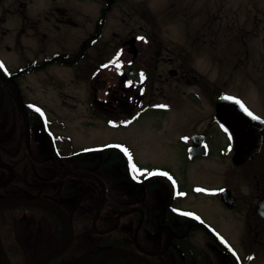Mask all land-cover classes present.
<instances>
[{
	"label": "rangeland",
	"instance_id": "obj_1",
	"mask_svg": "<svg viewBox=\"0 0 264 264\" xmlns=\"http://www.w3.org/2000/svg\"><path fill=\"white\" fill-rule=\"evenodd\" d=\"M98 1L2 0L0 3V62L8 71L39 56L45 64L41 71L29 72L20 80L26 103L42 113L39 123L43 124L36 127L32 136L40 145L47 139L49 144L51 133L64 152L100 149L112 141L123 142L132 148L138 163L170 167L185 186L197 183L213 190L227 183L240 200L253 205V211L257 198L264 193V173H260L264 171V153L256 154L258 157L253 161L240 166L233 161V151L221 158L227 139L219 133L216 137L215 128L209 125L215 124V103L222 95L246 104L251 112L264 118V0H115L114 8L100 22ZM23 2L27 5V24L37 19L38 31L22 25L17 8L23 9ZM69 17L77 25L62 24ZM24 27L27 30L22 33L20 29ZM82 34L92 38L89 58L94 73L86 71L85 63L68 68L44 62L47 55L64 49L75 50ZM133 37L137 38L135 47L130 44ZM124 40L128 43H122ZM117 58L119 68L113 64ZM133 67L139 71L133 81L139 84L137 88L129 87L128 93L133 99L140 96L146 110L131 126L106 128L105 122L96 119L91 110L94 97L109 100L120 96L126 80L124 70L128 74ZM141 73L146 77L143 80ZM91 86L95 88L92 90ZM141 89L143 96L139 95ZM160 104H169L164 108L166 113L154 109ZM117 106H113L118 110L117 116L114 121L109 120L112 126L117 117H123ZM141 109L134 103L131 114ZM0 119V142L11 141L15 127L9 124L8 116L3 114ZM202 131L213 136L212 155L190 164L182 159L186 144L179 138L188 140L185 138L189 135ZM2 180L6 182L5 178ZM203 193L208 191L201 193L202 199L196 194L183 199L181 205L201 213L206 222L227 234L236 247H241L240 222L235 216L226 218L230 214L218 202L219 197H204ZM8 196L0 193V201ZM47 209L53 216L57 215L55 210ZM12 212L18 215L17 234L25 225L28 234L35 232L41 236L43 227L35 221L38 215L40 219L44 216L40 211ZM12 212L5 210L1 214L10 216ZM49 228L45 246L37 239L36 248L31 251L33 246L25 239L22 242L31 252L14 260L2 258L5 249L0 243V264L25 263L26 257L27 264H33L36 257L46 254L47 247L52 248L57 242L56 226ZM62 236L64 247L70 238L69 231ZM84 236L79 238L83 243L78 245H84ZM9 240L8 244H17L15 237ZM243 245L248 246V241ZM61 263L88 264L87 255L76 261L64 259ZM251 264H264V254Z\"/></svg>",
	"mask_w": 264,
	"mask_h": 264
},
{
	"label": "flooded vegetation",
	"instance_id": "obj_2",
	"mask_svg": "<svg viewBox=\"0 0 264 264\" xmlns=\"http://www.w3.org/2000/svg\"><path fill=\"white\" fill-rule=\"evenodd\" d=\"M1 1L2 0H0V3ZM98 2L99 5H101V15L102 12H108V10H112L115 6V0H99ZM22 6H24L23 9H17L20 10L23 19L22 25L24 26L27 24L29 18L27 11L25 10L27 7L26 3L23 2ZM4 9L7 12L12 11V9L9 8ZM101 20L102 18L98 21L100 22ZM62 22V24H66V26L68 23L77 25L72 17H69L66 21ZM31 23L32 24L28 23L27 27L38 31L37 19H34ZM56 27H58L57 30H60L61 26L57 24ZM20 30L22 33H25L24 31H26L27 28L24 27ZM62 31H65V29ZM88 31L89 27L86 32ZM82 36V39L76 45L75 50L67 51L64 49L53 55H47V57L43 58L44 62H51L54 65H63L68 68L79 67V65L85 63L86 71L94 73L91 58H89L92 38L90 35L86 36L82 34ZM132 39H135L136 44L137 38L133 37ZM125 42L128 43V40H124L122 43ZM8 48L11 49L12 47L8 46ZM27 64H32V66H30L32 70L26 69L23 71L22 68ZM42 65L45 66V64L40 61L39 56L38 59L27 60L13 70L4 71V69H0V117H3V114L4 116H8L9 124H12L15 127V131L18 129V122L20 121L16 115L18 111L22 115L21 118L24 121L26 120L28 125L29 116H32V111L29 109L28 104L24 99V94H22L23 89L20 80L25 78L29 72L41 71ZM4 68H6L5 65ZM132 69H134V73L130 74ZM86 71L82 69V72H85L84 74L91 76L86 73ZM130 71L126 74L124 70L126 80L124 82V87L121 88L122 92L120 96L116 95L117 97H113V99L110 98L109 100L104 98L100 99L97 96L94 97L91 110L96 119H102L105 122L106 128H125L131 126L137 121L138 117L140 118L142 116V111L146 110L144 106L145 103L140 96L133 99L128 93L129 87L137 88V84H139L136 80L133 81L134 77L139 75L138 68L133 67ZM80 74L81 72H79L77 76ZM129 81L133 82L131 86L128 84ZM94 88V86H91L92 90ZM143 94L144 90L141 89L139 95L143 96ZM17 97L20 100V104H22L19 110L2 109L5 106L3 102L6 101V99H17ZM220 97L221 96H219V98ZM219 98L217 99L215 106ZM134 103L137 104V108H144H142L141 111L137 110L134 114H131ZM115 105H118L121 108L120 110H122L123 117H117V122L112 126L111 124L113 122H110L109 120L111 119L114 121L115 115L117 116L116 111L118 110L115 108L113 109V106L115 107ZM160 106L163 105L160 104L154 109H160L162 112L166 113L164 108H167L169 104L164 105L167 107ZM253 114L258 116L255 113ZM42 124L43 123H39L40 126H42ZM215 124L211 122L209 125L212 128H215L214 135L218 137V133L223 134L227 139V143L222 147L220 157H228L232 151L234 152V155V140L228 127H225L223 122L220 121L217 116ZM45 135L48 137L46 133ZM189 136L187 137L188 140L179 138L186 144V150L185 148L182 149V159L187 160L188 163L191 164L212 155L213 136H210L207 131H202L200 133L196 132ZM196 141H201L200 144L207 147L208 155L191 156L190 148ZM47 142L48 139L46 142L43 141L41 150L32 146L33 141L29 140L27 143L29 160L31 159L35 164L39 165L47 164L49 167L48 171L42 175H38L37 179L31 182V185L39 188L46 184L50 188V194L43 192V197L39 200L42 204L44 203L47 206L50 205L54 210H58L61 214H63L59 209H63L61 204L67 205L70 209H73L72 212L77 207L80 208L81 214L85 213V210L86 212L91 211L93 213L92 218H98L101 220L102 228L93 231L92 228L87 227L86 230L84 229L79 232L77 238H75L76 231L74 230L73 223L70 222L71 236L66 243V246L63 247L64 238L59 229V221H56V244L52 248L48 246L46 254L36 257L33 264L41 258H47L45 261L47 264L49 258L53 256L56 257V255H59L57 264L58 262L62 264L61 260L64 259L76 261L78 258L85 255H87L88 264H110L121 262H125V264H177L176 262L179 258L186 264H251L255 262V259H257L259 255L264 254V217L260 211L257 210L259 204L264 200V193H262L260 197L257 198L258 201L254 203L255 206L253 211L255 212H253V205L248 202L244 203L240 200L239 196L235 193L236 191L232 190L231 186L227 183L224 186L214 187L213 190L204 187L205 185L203 186V184L201 185L197 183H194L192 187L185 186L184 182L177 177L176 173L173 172L170 167L168 168L164 165L147 166L138 163L132 148L123 142L112 141L110 143L124 144L127 147L128 153H131V159L117 147L94 150L93 152H86L84 150L64 152L60 145L56 143V140H51L49 144H47ZM263 153L264 144L261 153L258 155H263ZM88 155H90V159H86L88 158ZM255 157L258 156L256 155L254 158ZM23 160V158L16 156H0V177L2 176L0 179V188L5 186L3 187L4 190H0V193L2 195H9L8 198H15L20 195L23 186L20 182L21 178L24 177V169L21 168L20 163ZM77 161H79V163L81 161L80 165ZM87 161L95 165V172H89L87 170L86 165H84ZM10 163H13V165L16 164L17 166H10ZM133 164H135L143 174H137L134 176L132 171ZM190 164L187 165L185 168L186 170H188ZM159 170L166 172L167 175H150V173ZM260 173H264V171H261ZM258 174V172H255L256 177H259ZM55 175L67 176L70 183L68 184L69 186L66 185V188L70 189L76 187L79 188L80 191L78 190V193L75 194V196L73 194H64L61 198H57L55 191L57 190ZM246 175L249 174L247 173ZM4 178L6 182H3L2 179ZM203 191H208V193L202 194L204 197H214V195L219 197L218 202H221L230 214L226 217L227 219L229 218L230 220L235 216L238 222H240L238 227L241 231V247H236L232 244L233 240H231L227 234L222 233L216 226L206 222L201 213L197 212L195 209L181 205L183 199L193 194H196L195 196L198 199H202V197L199 196H201ZM224 191H227V193L229 191L231 193V195H229V199H231L230 202L223 200ZM4 200L0 201V210L1 208L13 206L4 203L2 204L1 202ZM23 203L24 202H19L18 205L22 206ZM63 210L66 211V209ZM1 211L4 210L2 209ZM94 212L97 213V215H95L96 217L93 216ZM185 213H191V215H185ZM238 213L242 216H237ZM63 216L70 221L68 213L67 216L64 214ZM197 217L199 219H197ZM55 220H57V215ZM71 223L73 229H71ZM40 225L43 227L41 230V236L39 237L38 234H36L35 243L37 239H40L41 245L45 246V237L48 234L49 227H52V225L48 223ZM16 228L17 226H15V229ZM234 228H236V225H234ZM21 232H25L27 236L31 237V235L28 234L30 232L27 229V226L23 225ZM84 234L86 236H84ZM81 236H84L82 239L85 241L84 245H78L79 243H83V241L79 240ZM15 239L20 245H25L23 247V254H27V252L30 251V248L27 247L24 240L27 239L28 243H30V247H32L33 243L31 240L28 237H25L24 234L22 237L17 233ZM246 240L248 241V246L243 245ZM0 241L4 246V249L5 245H10L8 244L10 243V240L4 238L3 233L1 232ZM111 247L123 249V251L113 252L110 253V255L102 257ZM35 248L36 245L31 251H34ZM67 248H69V254H67L66 257H63V251ZM14 254L15 255L13 256L12 254L6 253L5 249V254H3L2 258L7 257L8 259L10 258L9 260H14V257L21 255L19 253ZM105 258H107V260ZM26 259L28 258L26 257ZM14 264H18V262H15Z\"/></svg>",
	"mask_w": 264,
	"mask_h": 264
},
{
	"label": "trees",
	"instance_id": "obj_3",
	"mask_svg": "<svg viewBox=\"0 0 264 264\" xmlns=\"http://www.w3.org/2000/svg\"><path fill=\"white\" fill-rule=\"evenodd\" d=\"M105 11L102 12V20L105 19V17L107 15H105ZM29 66V67H28ZM32 66V64H27L25 67L22 68V70H32V68L30 67ZM7 94V92H6ZM4 103V107L2 108L3 110H19L22 106V104H20V100L18 99H6V101L3 102ZM29 109L32 111L31 115L29 116V125L27 124V121L23 120L21 117L22 115L20 114V112H17V117L20 119V121L18 122V129L15 131L14 134V138L11 141H5V142H0V156L2 157H9V156H16V157H21L24 160L21 161L20 166L21 168L24 169L23 171V176L21 178V182L23 184L21 191H20V195L15 198L9 197V198H5V200L2 202V204H8V205H13L11 207H5V208H1V210L3 209L4 211H8V212H12V210L14 211H40L41 215L44 216H40L41 219L39 218V215L35 218V221H37L36 223H40L42 225H44L45 223L51 224L52 226H55L56 221L59 223V229L62 233H65L67 231H69L70 236H71V230H70V222L73 223L74 225V230L76 231L75 234V238H77V234L81 231H83L84 229L86 230L87 227L88 228H92L93 231H96L98 229L102 228V222L100 219H96V218H92V212L91 211H87L85 210V213H80V208L77 207L75 208V210L72 212L73 209H70V207H68L67 205H63V209H66L67 213H68V217L70 219L67 220L66 217H64L58 210L56 211L57 213V220H55L56 216L51 214V210L47 209L48 207H50L51 209L54 210V208H52L50 205L47 206L46 204H42L41 201L39 200L40 198L43 197V192H47L50 194V188L49 186L46 185H42L39 187L33 186L31 185V182L36 180L38 175H42L44 174L46 171H48L49 167L47 164H35L31 159L29 160V152H28V147H27V143L29 142V140L33 141L32 146H34L36 149L41 150L42 146L40 145V142L37 140V138H34V136H32L34 130L36 129L37 126H39V122H40V117L41 115L36 112V110L34 109L32 104H28ZM33 113V114H32ZM26 118V116H25ZM88 158L86 159H90V155L87 156ZM26 158V159H25ZM77 163L80 165L79 161H77ZM10 166H17L16 164L13 165V163H10ZM86 168L89 172H95L96 167L93 163H89V161H87L86 164ZM36 170V171H35ZM56 178V185H57V190L56 191V196L57 198H61V196H64V194H73L75 196V194L78 193V190L80 191L79 188L73 187V188H66V185H68L70 183V181L68 180V177L63 175V176H57L55 175ZM88 182V181H87ZM11 183V182H10ZM69 186V185H68ZM2 186L0 188V190H4ZM78 198V197H75ZM17 199V200H16ZM19 202H24L22 204V206H19L18 203ZM0 210V232L3 233L4 238L6 239H13V237L16 236L15 233V226L17 224V216L12 212V214L8 217L3 216L1 213L3 211ZM95 215H97L96 212H94V217H96ZM82 216V217H81ZM16 218V219H15ZM47 228V226H46ZM96 229V230H95ZM19 236L23 237V234L25 237H28L31 242L33 243V248L35 247V236L36 233L33 232L31 234V237L27 236V234L25 232H18ZM66 236V235H65ZM25 246V245H24ZM22 245H20L19 243L15 244V245H5V249H6V253L12 254L13 256L15 255L14 253H19L21 255L23 254V247ZM69 248H67L66 250H64V254L62 255L63 257H66L67 254H69L68 252ZM107 260V258H105ZM27 260L25 259V263H21L20 261H18V264H27ZM59 260V255H56V257H50L49 260L47 261V264H57V261ZM35 261V260H34ZM33 261V262H34ZM32 262V263H33ZM177 264H186L184 261L180 260V258L177 260L176 262ZM8 264V263H7ZM110 264H125V262H121V263H110Z\"/></svg>",
	"mask_w": 264,
	"mask_h": 264
},
{
	"label": "water",
	"instance_id": "obj_4",
	"mask_svg": "<svg viewBox=\"0 0 264 264\" xmlns=\"http://www.w3.org/2000/svg\"><path fill=\"white\" fill-rule=\"evenodd\" d=\"M130 44L134 46L135 39H131ZM133 73L134 70L130 71V74ZM216 106V116L219 118L220 121L223 122L225 127H228L232 134V137H234V163L236 165H241L244 164V162L246 161L252 160L256 154H259L262 151L263 148L264 120H262L261 118L259 120H256L252 117H249L240 107L239 103H237L233 99H227V97L224 96L219 98ZM200 142L201 141H196L195 144L191 146V156H201L208 154L205 145H201ZM229 195H231L229 191L228 193L227 191H224L223 200L230 202L231 199H229ZM59 209L65 216H67L66 211L61 208ZM257 210H259L262 216L264 217V200L259 204ZM72 227L73 226L71 223V229H73ZM120 251H123V249L111 247L104 253L102 257L110 255V253ZM46 260L47 258H41L37 260L35 264H46Z\"/></svg>",
	"mask_w": 264,
	"mask_h": 264
},
{
	"label": "snow or ice",
	"instance_id": "obj_5",
	"mask_svg": "<svg viewBox=\"0 0 264 264\" xmlns=\"http://www.w3.org/2000/svg\"><path fill=\"white\" fill-rule=\"evenodd\" d=\"M139 39H142V40H143L144 38H143V37H140ZM113 64H115L117 68L121 67L120 63L118 62V58H117V60H114V61H113ZM104 67H107V65H105ZM0 69H4V71H7V69L4 68V65H3L2 62H0ZM141 78H142V80H143L144 78H146V77L144 76L143 73H141ZM132 83H133V82L129 81V82H128L129 86H131ZM227 99L232 100V99H235V98H233V97H227ZM236 102L240 104V107L243 109V111H244L249 117H252L253 119H256V120H259V119H260L259 116H255V115H254V114H253V113H252L247 107H245L240 101H236ZM160 107H167V106H160ZM37 111H40V109H37ZM41 114H42V113H41ZM185 139H187V138H185ZM115 147H120V146H119V145H116ZM124 151H125V152H128V150H127L126 148L124 149ZM128 155H129V158L131 159V153H128ZM132 171H133L134 176L137 175V174H143V173L141 172V170L138 169V168L136 167L135 164L132 165ZM157 174L167 175V173H150V175H157ZM198 190H199V189H198ZM185 215H191V213H185ZM197 219H199V218L197 217Z\"/></svg>",
	"mask_w": 264,
	"mask_h": 264
}]
</instances>
